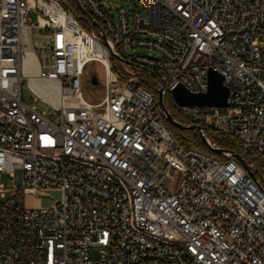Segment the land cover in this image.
Wrapping results in <instances>:
<instances>
[{
  "label": "built area",
  "instance_id": "1",
  "mask_svg": "<svg viewBox=\"0 0 264 264\" xmlns=\"http://www.w3.org/2000/svg\"><path fill=\"white\" fill-rule=\"evenodd\" d=\"M138 1L113 16L100 0H0V180L13 178L0 188V264H264V188L250 160L264 162V0ZM35 28L49 46H33ZM93 62L105 72L97 103L81 91ZM210 72L228 106L180 107L173 91L207 93ZM25 80L55 119L25 102ZM169 99L185 127L252 151L249 169L206 135L223 159L181 146ZM50 191L62 194L51 207L26 206Z\"/></svg>",
  "mask_w": 264,
  "mask_h": 264
},
{
  "label": "rangeland",
  "instance_id": "2",
  "mask_svg": "<svg viewBox=\"0 0 264 264\" xmlns=\"http://www.w3.org/2000/svg\"><path fill=\"white\" fill-rule=\"evenodd\" d=\"M109 10H111V13L113 16L117 15V8L119 7H127L131 11L133 10H141V6L139 4L138 0H100ZM28 19L32 22L36 21L37 16L35 13H29ZM32 43L35 48H40L44 46H49L51 44L50 37L47 35V31L45 29L35 28L32 33ZM138 53L148 55L151 53L148 49H139ZM152 54L156 55V52H152ZM97 77L98 84H94L93 78ZM104 78H105V72L104 68L96 62L89 63L83 72V75L81 76V91L83 94V97L85 100L97 103L101 101L104 97ZM23 98L25 102L35 107L40 112H45L46 116L52 119L56 118V113L52 111L50 108H48L45 104L42 103L41 100H35V95L31 91V89L28 87L26 80L24 81V87H23ZM166 105L169 107V109L172 111L173 114H175V109L173 108L172 102L169 99V101L165 100ZM250 158V157H249ZM254 160V162L257 164L259 161H262L260 158L251 157L250 160ZM263 162V161H262ZM264 163V162H263ZM157 165L159 167H164L165 165L162 162H157ZM258 166V165H257ZM259 168V181L264 186V168ZM13 186V178L9 175H3L2 179L0 180V188L3 187L6 190H10ZM61 193L58 191H50L45 194V196H39L37 198L32 199H26V206L32 207V208H49L51 207L55 201H58L61 198ZM7 197H9V193H7ZM3 197L0 193V201H3ZM93 257H98V252L93 251Z\"/></svg>",
  "mask_w": 264,
  "mask_h": 264
},
{
  "label": "water",
  "instance_id": "3",
  "mask_svg": "<svg viewBox=\"0 0 264 264\" xmlns=\"http://www.w3.org/2000/svg\"><path fill=\"white\" fill-rule=\"evenodd\" d=\"M77 4L82 9L85 15L89 16V14L83 9L81 6V3L77 1ZM94 25L96 27H100L97 22L94 21ZM223 77L216 73V72H210L209 73V89L207 93L203 94H193L186 90L183 86L177 87L173 91V98L175 102L180 106H198V107H211V108H223L228 106V98L230 96V92L227 87L223 85ZM94 84H98L97 77L93 78ZM159 103L163 110V94L162 92H159ZM167 121L173 125L176 128H187L191 130H197L198 133L201 135L202 139L207 143V139L205 135L203 134V128L202 127H185L182 123L178 122L175 117L167 113ZM209 146V145H208ZM210 147V146H209ZM221 151L218 150V153ZM234 157L237 161H239L242 166L248 170L249 164L246 162L245 159H243L241 156L234 154Z\"/></svg>",
  "mask_w": 264,
  "mask_h": 264
},
{
  "label": "trees",
  "instance_id": "4",
  "mask_svg": "<svg viewBox=\"0 0 264 264\" xmlns=\"http://www.w3.org/2000/svg\"><path fill=\"white\" fill-rule=\"evenodd\" d=\"M65 1V0H64ZM67 4L70 8L73 9L75 14L81 19L82 25L89 31L92 30V27L86 22L84 19L83 13L80 8L73 1H67ZM145 85V82H144ZM146 87L151 88V85H146ZM152 89V88H151ZM174 117L181 123L185 124V122L176 114ZM170 130L172 131L176 140L180 143L184 148L194 147L199 151L206 152L212 156L219 157L223 159L224 157L214 150L210 149L208 145L201 138L200 134L196 130L185 129V128H176L173 125L169 124ZM205 135L210 139V141L217 146H219L222 150L232 152L241 157H244L249 162V155L252 154V151H248L243 148L242 144L235 139L234 137L224 135L222 133L216 132L212 129L206 128ZM258 167L264 168V163L257 159ZM264 173V171H263ZM261 183V182H260ZM262 185V183H261ZM264 188V186L262 185Z\"/></svg>",
  "mask_w": 264,
  "mask_h": 264
},
{
  "label": "bare ground",
  "instance_id": "5",
  "mask_svg": "<svg viewBox=\"0 0 264 264\" xmlns=\"http://www.w3.org/2000/svg\"><path fill=\"white\" fill-rule=\"evenodd\" d=\"M28 64L33 67L34 66V59L32 57H30L28 60H27Z\"/></svg>",
  "mask_w": 264,
  "mask_h": 264
}]
</instances>
